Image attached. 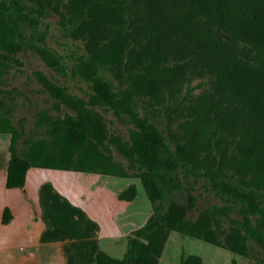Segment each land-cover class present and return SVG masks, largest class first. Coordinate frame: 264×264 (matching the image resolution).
Returning a JSON list of instances; mask_svg holds the SVG:
<instances>
[{"label":"trees","instance_id":"16d2710c","mask_svg":"<svg viewBox=\"0 0 264 264\" xmlns=\"http://www.w3.org/2000/svg\"><path fill=\"white\" fill-rule=\"evenodd\" d=\"M63 1L85 47L68 60L47 44L41 3L0 0V86L19 65L17 54L30 50L81 93L37 71L40 85L73 115L52 121L47 138L27 139L12 124L0 87V134H9L6 188L23 187L31 166L138 177L149 216L127 234L121 258L99 250L94 264H158L172 231L242 257L253 248L264 253V0ZM194 79L197 95L189 85ZM183 83L184 120L179 131L165 133L143 98L157 100ZM98 109L112 112L127 137L109 135ZM39 115L52 120L45 111ZM108 140L127 165L104 152ZM198 179L220 203L192 219ZM182 191L185 204L171 198ZM134 196L133 185L118 195ZM10 218L5 207L2 222ZM179 264L203 260L181 255Z\"/></svg>","mask_w":264,"mask_h":264},{"label":"crops","instance_id":"0c3cea01","mask_svg":"<svg viewBox=\"0 0 264 264\" xmlns=\"http://www.w3.org/2000/svg\"><path fill=\"white\" fill-rule=\"evenodd\" d=\"M7 145L0 147V264H94L99 250L123 256L134 229L128 213L140 215L135 196L118 197L132 184L127 178L105 175V183L93 178L103 174H93L83 195L79 172L31 166L23 187L6 188Z\"/></svg>","mask_w":264,"mask_h":264},{"label":"rangeland","instance_id":"374dc122","mask_svg":"<svg viewBox=\"0 0 264 264\" xmlns=\"http://www.w3.org/2000/svg\"><path fill=\"white\" fill-rule=\"evenodd\" d=\"M25 1L32 5L39 2L46 9L47 14L43 21L48 27L47 44L51 48L57 50L66 60H68L70 55L84 51V41L75 31L77 23L68 17L63 0ZM17 58L19 65L13 66L8 71L0 86L4 89V105L9 108L11 122L22 131L23 138H47L49 136L47 129L51 127L52 121L64 119L68 115H73V112L64 104L50 97L38 82L35 75L36 72L41 71L47 76L59 78L61 83L67 86L70 93L78 96H81V93L73 81L57 76L32 51L22 50L17 54ZM108 77L115 81L112 74L109 73ZM199 82V79H194L189 83L190 86L195 87L191 95H197L200 92V88L197 86ZM186 89L187 84L183 83L182 85L165 89L157 100L153 97L150 98L148 95L143 98V107L165 133L179 131V124L184 120L185 112L184 109L182 110V106L188 104L187 100H184ZM42 111L48 113L52 120H39V114ZM98 111L104 119L109 135L127 137L126 126L112 112H103L102 109H98ZM8 142L9 134H0V147H4ZM105 145V153L109 154L113 159L121 161L124 166L127 165L126 159L113 143L108 140ZM93 176L92 173H78L80 184L85 189L83 195L89 191L90 186H87V183L89 179L92 180ZM93 178L99 182H110L105 175H95ZM125 178L135 188V198L133 200H135L137 213L140 215H129L128 213L130 222L127 224V227L135 229L145 222L151 212V206L144 194L139 178L134 175ZM190 181L192 180L190 179ZM192 185L193 189L191 192L196 198V205L192 210L188 211V217L194 219L200 210L220 202L207 189L203 180L193 181ZM109 187L111 186L109 185ZM86 188L88 191H86ZM171 198L180 204H185L187 202V193L184 191L175 192ZM127 204L129 205L130 203L127 202ZM227 223V221H223L224 226ZM189 254L199 255L203 260V264H264V253L259 248H253L249 256L242 257L223 247L189 237L177 231H172L169 234L158 264H179L180 256Z\"/></svg>","mask_w":264,"mask_h":264}]
</instances>
